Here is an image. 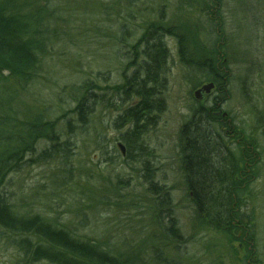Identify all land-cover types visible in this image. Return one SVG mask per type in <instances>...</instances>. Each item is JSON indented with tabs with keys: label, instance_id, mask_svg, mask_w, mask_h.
Segmentation results:
<instances>
[{
	"label": "rangeland",
	"instance_id": "374dc122",
	"mask_svg": "<svg viewBox=\"0 0 264 264\" xmlns=\"http://www.w3.org/2000/svg\"><path fill=\"white\" fill-rule=\"evenodd\" d=\"M182 1L139 0L127 6L124 0H47L49 52L31 83L12 84L8 93L15 91L18 117L46 111L62 140L70 141L71 154L67 163L45 162L39 156L50 143L40 141L24 160L28 164L11 172L3 188L19 214L38 215L111 253L135 250L131 253L153 264H264V0H218L219 7H209L211 16L202 4ZM162 18L165 29L173 32L177 24L186 30L191 63H183L176 37L166 36L164 107L139 142L145 152L132 147L134 161H127L118 145L124 144L120 138L128 128L119 116L136 101H126L121 87L135 72L134 62L136 68L143 62L142 47L136 53L130 48ZM213 58L222 66L223 89L205 75L206 61L215 66ZM85 83L98 101L81 124L72 109ZM209 84V93L197 101L195 92ZM199 107L216 111L222 132L230 133L229 147L243 158L245 235L216 232L194 215L180 131ZM141 161L149 162L152 180L168 193L180 239L167 232L166 214L158 218L145 193ZM10 242L0 233V264H26Z\"/></svg>",
	"mask_w": 264,
	"mask_h": 264
},
{
	"label": "trees",
	"instance_id": "16d2710c",
	"mask_svg": "<svg viewBox=\"0 0 264 264\" xmlns=\"http://www.w3.org/2000/svg\"><path fill=\"white\" fill-rule=\"evenodd\" d=\"M136 1L139 2L124 0L127 6ZM195 3L202 4V11L205 10L208 16H211L209 7H219L221 4L218 0H183L181 4L191 6ZM46 4L47 0H0V233L10 236V245L24 256L26 264L40 261L49 264H153V260L145 262L139 253H131L135 250H128L125 254L111 253L100 244L75 238L68 230L53 226L38 215L19 214L4 191V182L9 174L29 161L24 160L34 152L38 142L50 143L39 156L45 162L56 160L67 163L71 154L70 141L62 140L55 120L48 118L46 111L39 110L18 117L13 106L15 91L8 93L12 84L27 87L35 78L43 57L49 52L45 36L48 26L44 21V16H49ZM215 10L212 12L216 13ZM214 18L217 23L218 15ZM165 27L163 18L157 20L147 27L136 46L130 48L136 53L137 48L142 47L143 62H139V70L134 62L132 67L136 69L135 72L130 78H124L121 87L126 101H136L134 106L128 107L119 116V120L128 128L120 138L127 161L133 160L130 154L132 147L145 152V147L139 142L145 129L154 124L155 117L164 107L162 94L170 57L164 40L166 36L176 37L178 54L183 63H191L186 54V30L177 24L173 28L178 32ZM213 64L214 67L210 61H206L205 75L223 89L222 74L218 73L222 66L216 59ZM92 89V85L85 83L76 91L79 96L72 113L76 114L78 123L88 121L93 105L98 101L92 96ZM2 93H6V97L3 98ZM220 120L212 108L199 107L182 126L180 152L184 181L191 195L194 215L204 221L208 228L216 232L234 230L245 235L240 195L241 183L248 174L240 168L243 158L239 159L229 147L230 133L222 132ZM67 127L71 129V124L67 123ZM247 157L252 158L249 152ZM141 163L144 171L142 179L147 184L145 193L152 199L158 218L162 212L166 214L163 217L168 224L167 232L180 239L171 217L168 193L152 180L148 172L149 162Z\"/></svg>",
	"mask_w": 264,
	"mask_h": 264
},
{
	"label": "water",
	"instance_id": "95a60500",
	"mask_svg": "<svg viewBox=\"0 0 264 264\" xmlns=\"http://www.w3.org/2000/svg\"><path fill=\"white\" fill-rule=\"evenodd\" d=\"M212 88V85L209 84V85H205V86H202L200 89H198L195 94H194V98L197 100V101H200L201 100V96L203 95V93H209L210 89ZM118 147L120 148L121 150V154L124 155V147L123 145L119 144Z\"/></svg>",
	"mask_w": 264,
	"mask_h": 264
},
{
	"label": "flooded vegetation",
	"instance_id": "af4514ba",
	"mask_svg": "<svg viewBox=\"0 0 264 264\" xmlns=\"http://www.w3.org/2000/svg\"><path fill=\"white\" fill-rule=\"evenodd\" d=\"M214 85H215V84H214ZM214 85H213V86H214ZM214 87H215V86H214ZM216 114H217V113H216Z\"/></svg>",
	"mask_w": 264,
	"mask_h": 264
}]
</instances>
